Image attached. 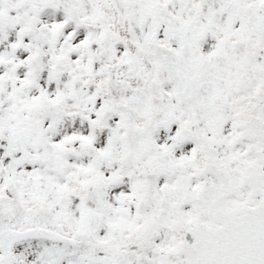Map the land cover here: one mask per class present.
I'll return each instance as SVG.
<instances>
[{"label": "snow or ice", "instance_id": "6c2138e0", "mask_svg": "<svg viewBox=\"0 0 264 264\" xmlns=\"http://www.w3.org/2000/svg\"><path fill=\"white\" fill-rule=\"evenodd\" d=\"M0 264H264V0H0Z\"/></svg>", "mask_w": 264, "mask_h": 264}]
</instances>
